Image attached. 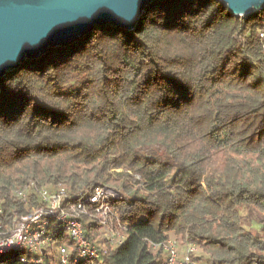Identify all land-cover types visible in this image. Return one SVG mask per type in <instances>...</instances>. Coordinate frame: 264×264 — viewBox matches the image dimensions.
Listing matches in <instances>:
<instances>
[{
  "label": "trees",
  "instance_id": "obj_1",
  "mask_svg": "<svg viewBox=\"0 0 264 264\" xmlns=\"http://www.w3.org/2000/svg\"><path fill=\"white\" fill-rule=\"evenodd\" d=\"M30 179L72 198L100 185L120 194L110 207L126 238L96 264H166L171 237L195 244L198 264H264V8L244 18L220 0H155L133 29L99 24L7 72L6 219L41 204L10 194ZM82 221L104 244L95 210ZM23 254L0 264H29Z\"/></svg>",
  "mask_w": 264,
  "mask_h": 264
},
{
  "label": "built area",
  "instance_id": "obj_2",
  "mask_svg": "<svg viewBox=\"0 0 264 264\" xmlns=\"http://www.w3.org/2000/svg\"><path fill=\"white\" fill-rule=\"evenodd\" d=\"M16 201L29 204L32 198L41 202L28 213L14 212L10 219L0 208V255L13 251L24 253L20 260L29 264H55V258L47 251L49 244L56 245L58 264H96L109 246H116L126 238L125 227L112 219L110 201L120 198L114 189L100 185L93 192L72 198L65 187L50 190L30 179L20 187L9 188ZM95 210L101 224L104 244L93 243L85 234L84 216ZM115 214V213H114ZM66 241L71 243V246ZM157 245L154 244V248ZM168 252L166 264H198L192 259L195 244H188L183 258L178 261V241L169 238L163 244Z\"/></svg>",
  "mask_w": 264,
  "mask_h": 264
},
{
  "label": "water",
  "instance_id": "obj_3",
  "mask_svg": "<svg viewBox=\"0 0 264 264\" xmlns=\"http://www.w3.org/2000/svg\"><path fill=\"white\" fill-rule=\"evenodd\" d=\"M155 0H0V78L49 47L78 40L99 24L133 29ZM249 17L264 0H220Z\"/></svg>",
  "mask_w": 264,
  "mask_h": 264
},
{
  "label": "rangeland",
  "instance_id": "obj_4",
  "mask_svg": "<svg viewBox=\"0 0 264 264\" xmlns=\"http://www.w3.org/2000/svg\"><path fill=\"white\" fill-rule=\"evenodd\" d=\"M242 214H243V221H244L245 227L254 233H260V225L258 224V218L260 216L259 212H257L254 208H246L242 211ZM185 250H186L185 247H181L179 245L178 253L180 257L183 258L185 254ZM196 252L199 253L198 247H197ZM55 264H58L57 257H55Z\"/></svg>",
  "mask_w": 264,
  "mask_h": 264
}]
</instances>
